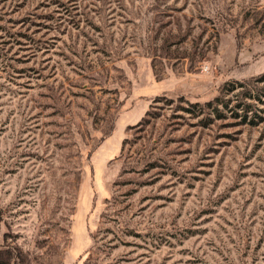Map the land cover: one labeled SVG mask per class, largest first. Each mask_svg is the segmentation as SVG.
Instances as JSON below:
<instances>
[{
	"label": "rangeland",
	"instance_id": "1",
	"mask_svg": "<svg viewBox=\"0 0 264 264\" xmlns=\"http://www.w3.org/2000/svg\"><path fill=\"white\" fill-rule=\"evenodd\" d=\"M262 71L264 0H0V264H264Z\"/></svg>",
	"mask_w": 264,
	"mask_h": 264
},
{
	"label": "trees",
	"instance_id": "2",
	"mask_svg": "<svg viewBox=\"0 0 264 264\" xmlns=\"http://www.w3.org/2000/svg\"><path fill=\"white\" fill-rule=\"evenodd\" d=\"M264 82V71L251 76L250 78L246 80L238 81L239 85L243 87V94L244 96H247L250 100L249 101H241V103H238L239 105H242V115L243 117L249 119H259L261 121L264 119V85H261L257 87L258 83ZM254 84V87H257V91L255 93H249L251 91V88L248 84ZM219 99V96H215L213 100L207 101V104H210L212 101H217ZM252 100V101H251ZM251 113H248V110H251ZM237 114V113H236ZM250 114V115H249Z\"/></svg>",
	"mask_w": 264,
	"mask_h": 264
}]
</instances>
